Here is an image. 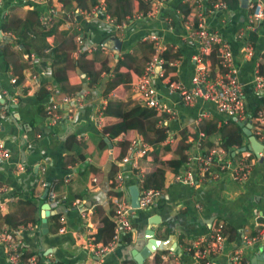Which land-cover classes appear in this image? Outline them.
Returning <instances> with one entry per match:
<instances>
[{"label": "crops", "instance_id": "obj_1", "mask_svg": "<svg viewBox=\"0 0 264 264\" xmlns=\"http://www.w3.org/2000/svg\"><path fill=\"white\" fill-rule=\"evenodd\" d=\"M177 1L184 0L156 2L155 4L160 6V16L157 15L149 21L143 18L138 21V29L127 27L125 31L110 32L115 34L108 35V37H105L109 34L105 32V28L99 27L92 20L81 19L84 31L89 37L97 41L106 40L105 43L112 53L119 56L122 61L118 67L121 74L116 78V84L112 91L107 93V97H110L111 94L112 97L126 98L130 94L129 82H126L124 72L129 71L132 78L135 73L129 67L131 61L128 53L132 51L136 40L144 32H155L163 39L165 45L168 43L174 49L180 50L177 62V79L184 85L189 84L193 70L190 55L196 48L191 42L184 39L187 26L181 22L177 14L178 9L175 7ZM53 2H57V0H53ZM11 5H18L16 12L20 14L32 6L39 8L38 5L30 3L28 0H0V14L8 10ZM137 6L138 2L134 0L132 11H136ZM162 16L164 17L162 18ZM209 23L218 28L234 53L237 76L243 83L248 108L264 103V94L258 95L251 88L254 61L264 50V22L258 31L252 54L247 57L241 54L239 42L234 40L233 28L230 25H225L214 17L209 18ZM5 33L6 35L11 34L9 31ZM6 35L0 29V103L4 108V113L0 117V141L7 149L6 156L0 162V182H5L9 186L8 193L14 195V198L27 196L30 189L40 197L43 188L57 179H62L64 185L68 184L73 189L82 191L81 197H76L66 204L58 202L53 208L58 216L56 220L58 225L63 226L62 230H58L57 227L53 231L47 230V233L41 234L39 223H28L20 228L19 234L24 250L35 253L36 264H51V262H59V264H129L130 262L125 263L124 261H132L130 250L135 245H143L147 241L144 232L148 227L153 229L154 235L159 239H164L168 234L174 233L176 244L180 246L183 256L179 257L175 254L183 264H193L189 254L182 250L188 240L183 243L184 237L181 233L193 237L204 232L206 229L202 228V219L209 215L211 208L216 207L220 214L214 219L221 218L236 229L240 226L242 233L246 229L253 228L258 216L264 217V146L262 145L260 150L262 153L259 156L261 160L257 157L253 161L248 177L240 184L232 181L229 174L222 171L210 181L198 182L193 186L186 185L172 181L173 171L165 169L160 196L149 206L138 207L130 212L132 221L130 243L124 244L119 239L110 250L100 256L90 253L86 244L88 233L95 231L99 218L108 213L110 206L112 208L108 197L111 177H107L106 173L110 163L114 161V144L116 141L122 140L120 135L130 137L134 133L128 135L119 133L111 139L104 134H99L102 123L98 124L95 121V108L97 105H101L103 100L105 104L107 101L106 96L101 94L102 82L94 85L82 82L81 89L77 91L78 95L82 97L79 106H74L73 109H68L66 112L65 109H62L61 117L57 121L48 122L47 115L43 110V101L47 95L45 84L52 82V79L47 69L50 62L49 54L44 51V48L51 46L53 38L50 35H46L44 39L36 38L35 43L42 42L43 45L30 49L29 53L34 55L30 58L29 54V59L26 60L25 81L21 86L15 87L11 81V77L14 75L8 68L9 61L7 62L5 58L3 48L6 50L7 43H9L8 47L16 49L18 54L25 55L26 53L24 50H18V45ZM31 36L34 37L33 34ZM124 53L127 54L126 57H124ZM159 78L157 74L152 75L153 86L175 108L174 115L166 118L170 130L184 124L195 123L196 113L201 107L208 109L209 114L217 113L211 101H197L191 106L181 104L176 92L171 91ZM104 79L105 77L102 78V81ZM69 81L75 83L80 81V77L71 75ZM102 115L103 122L106 119L103 109ZM220 117L222 118L221 115ZM99 136L106 143L102 147H97ZM216 137L213 136V140L216 141ZM198 138L196 130L195 139L192 142ZM120 142L121 151L122 149L125 151L123 141ZM242 142L243 145L238 148L234 147V144L226 146L228 154L238 156L241 151L247 150L255 156L253 145L247 134H244ZM213 144L216 142L208 147ZM81 151L84 153L83 158L74 159L75 154ZM162 155L167 157L169 151H165ZM19 164L22 165V168L17 167ZM90 165H94L97 172L100 173L97 179H91V177L95 178V175ZM127 166L126 164L125 167ZM179 169L180 167L176 171ZM47 180L50 183L46 185ZM124 184L127 187L134 184V179L128 171L125 172ZM3 198L0 196V200ZM35 200L38 201V199ZM96 205H98L97 210H95ZM9 208L10 203L5 205L4 211ZM81 211H85V214ZM107 215L111 219L110 214ZM150 218L158 221L149 223ZM46 220L47 228L49 223L53 227L55 223L53 217L49 215ZM239 242L240 239L237 236L235 240L227 241L223 251L215 257L217 261L215 264H224L228 251ZM263 253L264 241L257 243L256 246L246 248L244 256L251 264H257L252 261L261 260L260 255ZM156 255L159 256L158 259ZM162 255H166L163 263L161 262ZM169 256L168 250H155L143 260L142 264H153L159 261L160 264H165L168 263ZM0 264H6L1 247Z\"/></svg>", "mask_w": 264, "mask_h": 264}, {"label": "built area", "instance_id": "obj_2", "mask_svg": "<svg viewBox=\"0 0 264 264\" xmlns=\"http://www.w3.org/2000/svg\"><path fill=\"white\" fill-rule=\"evenodd\" d=\"M32 4L39 6L38 22L42 26H48L52 23L59 22V28L74 27L77 33L74 35L73 54L86 53L96 50L98 43L100 50H110L106 40H94L84 31L81 19L92 20L99 27L105 28L107 35L115 34L110 32L125 31L127 27L138 29L139 20L149 19L160 16V6L153 5L146 10L137 9L132 11L120 20L109 15L105 11L104 0H96L87 8L80 6L66 10L60 1L53 0H28ZM163 0L158 1V3ZM189 1V9L183 14L177 11L181 22L187 26V32L184 39L191 42L196 50L190 55L192 61V74L189 84L184 85L178 79L162 76V68L160 65L161 58L159 52L164 49L165 43L161 37L155 32H144L140 35L141 39L147 38L152 41L153 54L146 60L143 71L128 81L130 92L137 101L152 107L157 113L164 112L167 116L175 113L173 104L164 99V96L153 86L151 79L153 74H157L160 80L166 84L171 91L176 92L179 102L185 106H191L197 101H211L218 114L222 117H232L234 120H249L251 133L256 136L258 141L264 146V110L258 109L256 114L247 119V103L243 83L238 79L237 67L234 60V53L228 41L220 34L217 27H213L209 23V18L214 17L225 25L228 24L233 28L234 40L239 42V50L245 57L250 56L253 51V44L249 38L250 32L260 30L261 24L264 22V0H247L246 6L233 8L226 4L224 0H184ZM164 16H162L163 18ZM242 17V18H240ZM213 44H216L218 63L220 69L210 68L209 57L207 56ZM49 46L44 51L49 50ZM112 52V50H110ZM34 54H30L32 58ZM178 55L174 63L177 65ZM160 67L156 69V65ZM48 74L49 72V67ZM52 79V78H51ZM14 81V76L11 77ZM252 90L260 95L264 94V58L260 56L254 61L252 70ZM47 95L43 101V110L47 115L48 122H55L61 117V110L73 109L79 106L82 97L77 92L64 93L55 84L54 80L45 84ZM111 96V94H110ZM105 101L95 108V121L98 124L102 122V109ZM4 113V108L0 103V117ZM209 115L208 109L201 107L198 109L195 122ZM203 131L197 130L198 137H202ZM125 151L120 158L116 160L117 168L110 178L111 192L108 197L112 204V213L110 215L112 221V236L106 241H94L88 237L87 246L90 253L100 256L110 250L121 238L122 234L132 229V221L130 219V196L127 185L124 184L125 172L128 171L137 187L138 207L145 208L153 203L161 194V185L155 182L144 184L143 167L138 160L146 155L148 144L144 142L138 135L133 136L120 135ZM199 138L195 142H191L185 150L186 156L176 172H172V181L186 185H194L198 182H207L214 178L219 172H227L232 181L236 183L243 182L251 171L253 161L261 156L262 151H257L253 156L247 150H243L238 156L229 155L225 146L213 144L202 149ZM174 141L173 130H166L165 134L159 139V143L171 145ZM7 149L0 141V162L6 156ZM128 165L125 167V165ZM22 168V165H18ZM91 179H95L91 177ZM9 186L5 182H0V196L4 198L0 200V212H4L5 205L10 203L14 195L8 193ZM45 200L51 208L58 204L56 192L47 187ZM85 214V211H81ZM260 217V216H258ZM8 228L0 226V247L5 255L6 264H36V255L23 254L24 245L19 234L20 228ZM222 220L213 219L207 229L191 238L183 246L182 250L189 254L193 264H215V257L220 254L226 244V240L222 233ZM63 226L58 225V230H62ZM254 233H250L246 229L240 238V242L230 249L226 254L224 264H251L244 256L246 248L264 241V217L260 220L256 219L254 223ZM169 260L165 264H183L178 256L168 250ZM162 263L166 259V255L161 257ZM154 262L153 264H160Z\"/></svg>", "mask_w": 264, "mask_h": 264}, {"label": "trees", "instance_id": "obj_3", "mask_svg": "<svg viewBox=\"0 0 264 264\" xmlns=\"http://www.w3.org/2000/svg\"><path fill=\"white\" fill-rule=\"evenodd\" d=\"M66 10L73 7L80 6L87 8L96 0H58ZM134 0H104L105 11L115 17L116 20L124 18L132 12V3ZM138 2L137 9L146 10L151 8L153 4L160 0H135ZM166 1V0H164ZM226 4L233 8L239 7V0H224ZM18 5H11L8 10L0 14V29L5 32H10L8 36L11 41L16 43L18 50H24L25 55L18 54L16 49L9 48L7 43L6 50L3 52L7 62L9 61V69L14 75L13 84L19 87L23 84L26 78V60L29 59L30 49H35L43 45L42 42L35 43L36 38L44 39L46 35L52 36V44L47 51L49 54V74L54 80V84L64 93L77 92L82 87V82L87 85H94L102 82L101 94L106 96V104L103 108L105 114V121L101 122V133L106 135L109 139L113 138L119 133L125 135L136 134L144 142L148 144L146 155L142 156L138 162L143 167L144 184L155 182L156 185H161L164 177V170L170 169L176 171L183 163L186 153L185 150L189 147L192 140L195 139L196 130L204 132L205 136L199 138L205 150L208 145L216 142L222 146H231L238 148L243 145L242 139L244 133L242 126L239 125L232 117H220L218 113H211L203 117L202 121L199 119L195 123L184 124L173 130L174 141L171 145L159 143L160 137L169 130L167 124V115L164 112L157 113L152 107L147 106L135 100L134 95L130 94L126 98L107 97V93L112 91L116 84V78L121 74L118 67L122 64L119 56H115L110 50H96L86 53L73 54L74 49V35L77 30L74 27L59 28L58 21L48 26H42L38 22V9L32 6L26 9L22 14L16 12ZM175 7L179 12L185 14L189 9V1H177ZM39 25V27H38ZM34 35L31 36V35ZM108 37V35H105ZM249 38L253 46L257 41V33L250 32ZM8 47V48H7ZM153 54L152 41L144 38L136 40L133 49L128 53L131 61L129 67L135 73L134 76L139 75L145 66L146 60ZM180 54V50L166 43L164 49L159 52L161 58L160 65L162 68V76L177 79V65L174 61ZM260 57L264 58V50L260 52ZM127 56L126 53L123 54ZM210 60V68L220 69L218 63V54L216 44H213L211 50L207 55ZM75 75L80 77V81L72 83L69 77ZM85 77V78H84ZM105 79L102 81V78ZM84 78V79H83ZM126 82L132 79L129 71L124 72ZM46 93V91H45ZM258 109L264 110V103H259L252 108L247 109V119L252 118ZM216 137V141L213 140ZM212 137V138H211ZM122 141V140H120ZM116 141L114 144L113 159L109 165L106 173L107 177H111L117 168L116 160L123 154L121 151V142ZM83 143V142H81ZM106 143L101 136L98 137L97 147H102ZM169 151V155L164 157L162 153ZM84 153L75 154L74 159L83 158ZM93 169L95 179L99 174L94 165H90ZM69 180V179H68ZM56 192L58 202L66 204L70 200L81 197L82 191L73 189L68 184L64 185L62 179L52 181L48 186ZM60 190V191H59ZM64 190V191H63ZM108 192H111L108 189ZM35 199H38L36 201ZM41 199L38 195L33 193L30 189L27 196H17L10 202V208L4 212H0V226L4 225L8 228H17L18 226L39 223V204ZM9 204V203H8ZM98 205L95 206L97 210ZM111 215L112 208L108 210ZM107 213V214H108ZM96 214V212H95ZM103 215L99 218L98 225L95 231L88 233V237L92 240H100L106 242L112 236V221L108 215ZM55 220L52 225L48 224V231H53L58 227L57 213L51 215ZM258 217L257 220H260ZM222 220V233L226 241L236 239L237 229L230 223ZM132 231H127L122 234L120 241L124 244H129L131 241ZM250 233H254V228L249 229ZM184 241H187L190 235H184ZM33 251L23 250V254H32ZM157 259H158V255ZM125 263L134 264V261H124ZM51 264H59V262H51Z\"/></svg>", "mask_w": 264, "mask_h": 264}, {"label": "water", "instance_id": "obj_4", "mask_svg": "<svg viewBox=\"0 0 264 264\" xmlns=\"http://www.w3.org/2000/svg\"><path fill=\"white\" fill-rule=\"evenodd\" d=\"M247 4V0H239V6L245 7ZM242 18V17H240ZM160 67L159 64L156 65V69ZM239 125L242 126V130L244 134L248 135L249 141L253 145V151L255 154H257V151L262 149V143L258 141V139L255 138V136L251 133L250 129V121L249 120H237L236 121ZM105 140L107 141V138L105 137ZM260 158V157H259ZM261 160V158H260ZM50 182L47 180L46 185ZM47 191V186L43 188V191L40 194V199H42L41 203L39 204L40 212H39V232L41 234L47 233V216L52 215L55 213V210L49 206L47 201L45 200V194ZM128 192L130 196V211H134L138 208V201H137V187L135 184H131L128 186ZM219 214V211L215 208H211L209 211V215L202 219L203 226L202 228L207 229V227L210 225L212 220L216 218ZM158 220H154V218H150L148 222H157ZM172 226V224H170ZM242 235V229L241 227H237V238L240 239ZM144 236L147 238V241L143 245H135L131 250V257L134 260L135 264H142L143 260L151 254L155 250H170L176 253L179 257L183 256V253L180 249V246L176 244L175 240V234L170 233L168 234L164 239H159L154 235L153 229L148 227L146 231L144 232ZM261 249V247H259ZM48 252H50L48 250ZM54 254V253H53ZM56 257V255L54 254ZM262 259H257L256 261H252V263L257 264H264V253L260 255ZM259 256V257H260Z\"/></svg>", "mask_w": 264, "mask_h": 264}]
</instances>
